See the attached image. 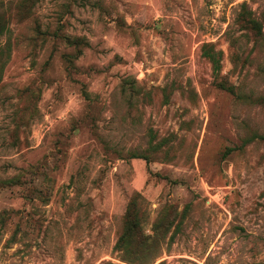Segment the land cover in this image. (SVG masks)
<instances>
[{
  "label": "rangeland",
  "instance_id": "1",
  "mask_svg": "<svg viewBox=\"0 0 264 264\" xmlns=\"http://www.w3.org/2000/svg\"><path fill=\"white\" fill-rule=\"evenodd\" d=\"M0 10V264H264V0Z\"/></svg>",
  "mask_w": 264,
  "mask_h": 264
},
{
  "label": "trees",
  "instance_id": "2",
  "mask_svg": "<svg viewBox=\"0 0 264 264\" xmlns=\"http://www.w3.org/2000/svg\"><path fill=\"white\" fill-rule=\"evenodd\" d=\"M238 22L240 25L248 30L256 39H261V25L260 23L252 17L251 12L245 10L239 17ZM8 20L4 14L0 10V36L5 34L8 31ZM1 50V49H0ZM1 52V51H0ZM203 56H205L211 64L212 72L216 77L220 72L221 65H220V52L216 51L213 46L206 45L202 51ZM1 58V53H0ZM3 64L0 62V72L2 70ZM219 86L225 88L227 90H231L230 87L223 85L222 82L219 83ZM155 151L159 150L160 143H154L151 145ZM146 160L147 158L144 157ZM138 228V221L137 217L131 212L126 214V222L124 224V228L120 238L117 242L116 247H121L122 245L125 248L128 247V243L130 242L131 237L136 236V230Z\"/></svg>",
  "mask_w": 264,
  "mask_h": 264
}]
</instances>
